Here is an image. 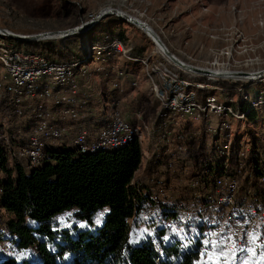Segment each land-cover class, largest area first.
I'll list each match as a JSON object with an SVG mask.
<instances>
[{"label":"rangeland","instance_id":"1","mask_svg":"<svg viewBox=\"0 0 264 264\" xmlns=\"http://www.w3.org/2000/svg\"><path fill=\"white\" fill-rule=\"evenodd\" d=\"M108 9L111 12L102 13ZM99 12L108 16L91 25ZM120 15L145 23V27L156 34L181 63L198 69L249 74L257 72V78L252 81L234 80L212 77L207 73L197 76L187 72L161 56L152 39L140 27L121 19ZM0 29L22 36L73 29L71 35L54 34L58 37L30 42H52L58 47H67L78 60L86 61L83 64L86 72L92 61L96 64L91 65V71L102 69V62L107 60L111 63L106 69L111 71L113 68L118 76L122 74L116 72L125 61L138 64L136 81L133 84L129 79L123 81L122 98L117 109L128 123L137 125L143 134L139 140L143 150L140 170L133 183L144 186L150 178L161 176L169 187V196L162 201L164 207L170 208L171 204H177V199H180V204L185 203V198L190 199L182 195L189 191V176L192 172V165L185 154L187 142L203 139L211 158L217 157L219 149L232 140L241 146L238 158L242 154L248 155L255 139L264 146V0H0ZM120 32L124 54L110 47L112 39L119 40ZM7 43L18 44L13 40ZM25 47V44L19 46L20 49ZM91 47L100 48V55L97 56V49L92 50ZM110 58L113 59L108 61ZM52 60L68 62L58 55H54ZM185 84H188L187 91L193 94L198 104L211 95L218 103L238 106L248 96L247 108L252 110L249 115L253 114L251 117H241L240 111L236 119L197 109L193 115L165 110L166 103L157 99L156 95L162 99L171 91L170 88H176L173 91L177 93L178 99ZM221 84L230 89H224ZM199 113L201 116L197 118ZM14 118L7 109L0 111V129L8 136L13 134L4 125L7 119L16 120ZM58 146L61 147V144ZM67 148L73 147L69 145ZM164 156H170L165 159V162H170V166L168 163L161 165L159 174L149 172L145 176L148 162L151 159H163ZM8 163L12 165L15 161L9 156ZM26 170L28 173L31 171L28 168ZM240 185H243L242 182ZM76 211L58 216L53 223L55 229L68 230L74 234L75 229L89 227V224L76 219ZM157 212L160 213L151 208L149 218H131L129 239L138 243L140 239L164 230L163 222L157 221ZM0 215L4 221L0 226V262L5 258H15L20 263L26 258L31 264L36 263L38 260L32 248L23 252L14 250L5 225L8 214L3 210ZM100 224L96 220L93 228ZM28 225L38 227L35 222H29ZM235 227V222L226 225L227 229L234 230ZM249 237L250 249L244 252L233 253L225 249L231 240L205 247L206 257L197 264H241V261L264 264V244L260 242L262 237Z\"/></svg>","mask_w":264,"mask_h":264},{"label":"trees","instance_id":"2","mask_svg":"<svg viewBox=\"0 0 264 264\" xmlns=\"http://www.w3.org/2000/svg\"><path fill=\"white\" fill-rule=\"evenodd\" d=\"M16 43V49L51 61L54 55L68 62L78 60L70 49L58 47L56 43ZM21 44L26 47L20 49ZM221 87L230 89L225 84ZM231 105L248 117L253 114L249 115L252 110L247 108V101ZM186 145L185 154L192 165L189 178L202 184L200 191L212 190L215 178L236 175L243 184L236 201L254 207L262 203L264 146L258 139L244 159L237 157L241 146L234 140L230 156L226 158H211L203 139ZM16 146H20L18 142ZM47 151V158L28 173L22 165H10L9 153L0 147V186L3 189L0 208L8 214L5 225L9 241L17 252L32 248L38 260L34 264H197L206 257L205 247L221 242L205 241L204 234L211 232L212 227L201 220L200 215L186 225L196 232L193 239L183 240L163 229L138 243L129 239V221L139 218L143 188L133 183L142 159L137 140L121 150L93 155L79 154L76 149ZM167 157L151 160L148 170L156 172L158 167L168 163L165 162ZM206 168L211 170L210 174L203 173ZM176 202L179 205L180 199ZM152 208L159 210L160 216L156 214L159 222L175 217L164 203ZM72 210H77L76 219L90 226L75 229L74 234L68 230L57 231L53 224L56 218ZM96 220L101 224L93 228ZM29 222H35L38 227H31ZM261 235L264 236V230ZM25 259L18 263L15 258H5L0 264H31Z\"/></svg>","mask_w":264,"mask_h":264},{"label":"built area","instance_id":"3","mask_svg":"<svg viewBox=\"0 0 264 264\" xmlns=\"http://www.w3.org/2000/svg\"><path fill=\"white\" fill-rule=\"evenodd\" d=\"M6 32L9 31L6 30ZM8 40L11 39L7 33L0 32V97L5 99L8 105L7 111L16 120L25 116L26 102L35 99L36 104L29 114L32 118V125L26 142L16 146L17 139L14 136H8L0 129V147L9 153L15 164L22 165L25 170L26 168L31 170L47 158V145L62 141L67 134L64 127L53 126L50 123V115L46 112V102L50 101L54 107L63 108L62 114L65 117L78 118L75 106L77 95L80 92L79 82L86 72L83 66L86 61L77 60L67 63L51 61L39 54L24 53L16 49L15 45L7 43ZM110 47L124 54L120 40L112 39ZM91 49L96 50L97 48L91 47ZM99 50L100 48L97 49V56L100 55ZM176 78L179 80V77ZM187 86L188 84H185L182 88L183 91L178 99L176 98L177 93L173 91L176 88H170L171 91L162 99L159 95L156 97L166 103L165 110L171 113L178 111L182 114L193 115L194 110L197 109L218 116L224 114L226 117L239 118L237 116L239 109L235 110L230 104L218 103L214 96H206L203 103L198 104L193 94L187 91ZM248 99L247 96L246 101ZM110 113L106 126L97 134L92 135L84 128L79 129L72 143L79 154L93 155L121 150L135 140L141 139L140 132L128 123L121 113L117 110H112ZM240 115L244 117L246 113L241 112ZM200 116L199 113L197 118ZM230 153L231 142L229 141L219 149L216 156L226 158L230 156ZM244 157L246 158L242 154L241 158ZM167 165L170 166V162ZM203 173L210 174L211 170L206 168ZM213 183L212 190L200 191L202 184L191 179L188 183L189 191L182 194L190 199L184 201L183 204H171L170 210L175 213V217L162 220L164 230H169L183 240L193 239L196 232L187 229L186 225L191 224L192 219L200 215V219L212 227L211 232H205L203 237L205 241L234 240L233 246H236V242L241 239H251L249 236L252 235L259 237L264 230V198L258 207L239 204L236 198L241 182L236 175H222L215 178ZM142 187L138 217L147 219L150 217L152 205L159 207L163 199H167L169 187L166 186L161 176L150 178L148 183ZM2 193L3 189L0 186V196ZM1 211L3 210L0 208V214ZM233 222L237 227L234 230L227 229L226 225ZM3 223L0 215V226ZM246 249L250 248L247 246Z\"/></svg>","mask_w":264,"mask_h":264},{"label":"crops","instance_id":"4","mask_svg":"<svg viewBox=\"0 0 264 264\" xmlns=\"http://www.w3.org/2000/svg\"><path fill=\"white\" fill-rule=\"evenodd\" d=\"M114 29L116 30L117 27L115 26ZM120 34L121 32L119 33V36ZM113 38H116V36H113ZM118 38L119 40H122L121 36ZM112 59L113 58H110L108 61ZM106 61L102 62L103 65L102 69L97 70L96 68L94 69L95 70L94 72L90 70L91 65L96 64L94 61H92L91 64H89L88 66L86 72L87 75H85L86 78L81 79L79 82L80 92L77 95L78 98L75 106L76 114H78V118L72 119L70 117H65L64 114H62L63 108L56 106L54 107L50 101L46 102V112L50 115V123L53 126L64 127L67 132L65 138L62 141L48 144L47 149L51 151L56 149L58 150L75 149L72 143L74 136L78 133L80 128H84L90 134L95 135L98 133L99 130H101L103 127L106 126L111 115L110 112L112 110H117L119 113H121L120 110H118L117 108L119 106L120 99L122 98L123 81L129 79L128 81L132 82V84L136 81L135 77L138 71L135 70H136V65L138 64H135L130 60L127 62L125 61L124 63L125 66L124 65L120 66L118 68V72H116V73L120 72V74H122L118 76L112 70L113 68H111V71L109 70L110 71L109 73V71L106 69V66L111 62L108 63ZM35 104H36L35 99L26 102V109L24 111L25 116L23 118H19L18 120L7 119V123L4 125L5 128L9 131V133L13 134V136L17 139V142H20L18 143L19 145L23 142H26L27 140L29 134L28 131L32 125V118L29 114L31 109L35 106ZM7 107L8 105L6 104L5 99L0 97V111L6 109ZM121 115L124 118L123 113H121ZM129 123L134 128H136L140 132L141 137H143L140 128H138L137 125L132 124L131 122ZM138 142L140 146L141 142L140 141ZM58 144H61V147H59ZM69 145L72 146L73 148H67ZM141 151L143 153L142 149ZM149 162L144 172L145 176H147L148 173L150 172V170H148ZM139 170L140 168L138 169V171ZM158 171H159V167L156 169V174ZM259 238L261 239L260 242L264 244V236L259 235Z\"/></svg>","mask_w":264,"mask_h":264},{"label":"water","instance_id":"5","mask_svg":"<svg viewBox=\"0 0 264 264\" xmlns=\"http://www.w3.org/2000/svg\"><path fill=\"white\" fill-rule=\"evenodd\" d=\"M109 14H114V15H117V14H115V13H109ZM105 16H108V15H104V14H100V12H99V14L95 17V18H93V20H92V24L91 25H93L94 23H96V21L98 20V19H100V18H103V17H105ZM121 19H123V20H125V21H128L129 23H131V24H133V25H135V26H138V27H140V29L141 30H143L147 35H148V37L150 38V39H152L154 42H155V44L157 45V46H159L160 48H162V54H164V56L165 57H167L168 59H170V61L173 63V64H175L176 66H178L179 68H181V69H183V70H185V71H188V72H192V73H194V74H199L200 75V73H202V72H200V70H204V69H202V68H200V69H198V68H195V67H192V66H189V65H187V66H184L185 65V63H181L180 61H178V59H177V57L176 56H174L168 49H167V47L165 46V44L161 41V39H159L158 38V36H156V34H154V33H151V32H147V31H145L144 29H145V26H146V24L145 23H141L142 24V26H144V27H141V25H136L133 21H131V19H129L128 17H120ZM76 29V28H75ZM74 30L72 29L71 31H65V32H53V33H42V34H37V35H35V36H22V35H14V34H12V33H9V32H6V30H4V29H0V32H5V33H7V35H8V37L11 39V40H13V41H20V42H30V41H35V40H41V39H50L49 37H52V36H54V34H57V35H59V36H63V35H71L72 33H74L73 32ZM52 39V38H51ZM261 74V73H260ZM263 74H264V72H263ZM203 75H207L205 72L203 73Z\"/></svg>","mask_w":264,"mask_h":264},{"label":"bare ground","instance_id":"6","mask_svg":"<svg viewBox=\"0 0 264 264\" xmlns=\"http://www.w3.org/2000/svg\"><path fill=\"white\" fill-rule=\"evenodd\" d=\"M108 12H111L110 9L106 10L105 12H102V13H108ZM101 13V14H102ZM120 17H124L122 15H120ZM135 24L137 25H141V27H144L142 26V24L140 23V21H134L133 19H131ZM147 26V25H146ZM145 31L147 32H151V30L147 29L145 27L144 29ZM74 32V31H73ZM153 33V32H151ZM55 37H58L57 35H54ZM53 36V38H54ZM157 36V35H156ZM153 41V40H152ZM153 43L155 44V42L153 41ZM155 47L158 49V53H160L163 57L164 54H162V48H160L159 46H157L155 44ZM167 58V57H166ZM168 59V58H167ZM170 60V59H168ZM179 61V60H178ZM184 66H187L186 64ZM188 72V71H187ZM200 74H203L204 72L207 73V74H210L212 77H223V78H228V79H234V80H237V79H242V80H255V78H257V75L258 73L255 72V74L253 73H240V72H237V73H233V72H227V71H224V70H219V71H216V70H213V69H204V70H200ZM193 74V73H192ZM197 76H199V74H197ZM233 242L234 240H231L229 242V245L227 246V248L225 249H228L229 251L233 252V253H237V252H241L239 249L241 247H243L245 250L247 248V246L249 247V242H250V239H241L239 240L238 242H236V246H233Z\"/></svg>","mask_w":264,"mask_h":264},{"label":"snow or ice","instance_id":"7","mask_svg":"<svg viewBox=\"0 0 264 264\" xmlns=\"http://www.w3.org/2000/svg\"><path fill=\"white\" fill-rule=\"evenodd\" d=\"M239 250H240L241 252H244V251H245V249H244L243 247H241ZM241 264H247V262H246V261H241Z\"/></svg>","mask_w":264,"mask_h":264}]
</instances>
